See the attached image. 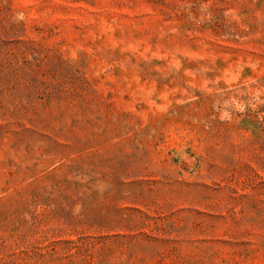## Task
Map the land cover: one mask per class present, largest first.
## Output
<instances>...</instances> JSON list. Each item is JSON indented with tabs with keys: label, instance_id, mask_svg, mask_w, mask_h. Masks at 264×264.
I'll use <instances>...</instances> for the list:
<instances>
[{
	"label": "rangeland",
	"instance_id": "374dc122",
	"mask_svg": "<svg viewBox=\"0 0 264 264\" xmlns=\"http://www.w3.org/2000/svg\"><path fill=\"white\" fill-rule=\"evenodd\" d=\"M0 264H264V0H0Z\"/></svg>",
	"mask_w": 264,
	"mask_h": 264
}]
</instances>
